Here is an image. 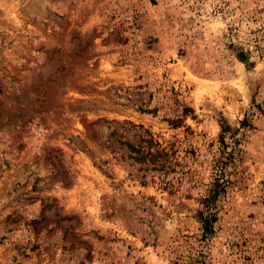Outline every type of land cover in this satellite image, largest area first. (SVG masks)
Instances as JSON below:
<instances>
[{
  "label": "rangeland",
  "instance_id": "obj_1",
  "mask_svg": "<svg viewBox=\"0 0 264 264\" xmlns=\"http://www.w3.org/2000/svg\"><path fill=\"white\" fill-rule=\"evenodd\" d=\"M0 264H264V0H0Z\"/></svg>",
  "mask_w": 264,
  "mask_h": 264
},
{
  "label": "trees",
  "instance_id": "obj_2",
  "mask_svg": "<svg viewBox=\"0 0 264 264\" xmlns=\"http://www.w3.org/2000/svg\"><path fill=\"white\" fill-rule=\"evenodd\" d=\"M237 57L249 65L247 55L243 51L237 52ZM186 111V108H184ZM172 123L176 125L177 120H171ZM131 124V122H128ZM242 126L248 125L246 120L244 119L241 122ZM134 126V124H131ZM139 128H143L142 125H138ZM229 126L225 124H221V133L219 135V141L224 146V137L226 131H228ZM114 130L110 133V136L114 134ZM144 132V133H143ZM148 135V138L145 136ZM118 143L124 145L127 149L128 157L132 159L134 162L140 163V166L144 168V170L156 169V167L165 166V161L162 160L165 156H167V152H165L162 148L158 147V143L154 142L150 132L146 129L139 132V141L137 143H131L129 141H123L118 139ZM225 184L220 179H216L213 182L211 189L209 191V195L203 199L204 209L199 211V219L203 228V236L207 237L212 233L213 223L217 220V216L214 212L211 211L213 205L215 204V200L219 196L220 193L225 192Z\"/></svg>",
  "mask_w": 264,
  "mask_h": 264
}]
</instances>
